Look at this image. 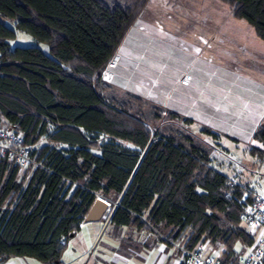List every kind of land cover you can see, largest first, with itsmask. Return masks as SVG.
<instances>
[{"label": "trees", "instance_id": "16d2710c", "mask_svg": "<svg viewBox=\"0 0 264 264\" xmlns=\"http://www.w3.org/2000/svg\"><path fill=\"white\" fill-rule=\"evenodd\" d=\"M222 1L264 41V0ZM149 2L0 0V18L15 26L0 21V128L16 126L39 163L21 178L22 167L0 158V263L63 264L98 195L116 197L115 228L148 227L186 250L222 245V264H238L254 244L238 201H253L249 188L212 167L209 151L189 133L153 132L144 109L150 101L110 95L103 80ZM17 33L48 51L12 48ZM255 138L264 145V126Z\"/></svg>", "mask_w": 264, "mask_h": 264}, {"label": "rangeland", "instance_id": "374dc122", "mask_svg": "<svg viewBox=\"0 0 264 264\" xmlns=\"http://www.w3.org/2000/svg\"><path fill=\"white\" fill-rule=\"evenodd\" d=\"M0 21L15 27L8 19ZM11 46L48 51L45 44L23 33H17ZM116 56L121 65L103 79L110 95L133 94L159 107L161 111H151L153 105L144 106L152 117L153 132L189 133L209 151L212 167L233 185L247 186L253 195L264 198V145L255 138L264 126V41L246 21L234 16L230 4L150 0ZM156 113L162 118H155ZM107 140L100 136V143ZM30 173L31 167H24L20 177ZM97 199L116 201L114 195ZM137 230L142 236L154 234L148 227L121 231L105 221L97 226L84 222L69 239L62 262L94 264L103 259L114 264L115 254L125 256L136 247Z\"/></svg>", "mask_w": 264, "mask_h": 264}, {"label": "built area", "instance_id": "2783aa9c", "mask_svg": "<svg viewBox=\"0 0 264 264\" xmlns=\"http://www.w3.org/2000/svg\"><path fill=\"white\" fill-rule=\"evenodd\" d=\"M121 65V58L115 56L104 71L103 78L108 79L110 71ZM0 158L22 168L31 165L38 166L35 148L24 145L23 135L14 125L0 128ZM243 207L242 220L244 225L255 235L254 244L239 258L238 264H264V198L255 196L248 202L244 195L238 200ZM106 208H112L111 203L101 200ZM64 243V241H62ZM183 264H222L220 258L208 256L205 244H200L193 250L181 248Z\"/></svg>", "mask_w": 264, "mask_h": 264}, {"label": "crops", "instance_id": "0c3cea01", "mask_svg": "<svg viewBox=\"0 0 264 264\" xmlns=\"http://www.w3.org/2000/svg\"><path fill=\"white\" fill-rule=\"evenodd\" d=\"M113 210L105 207L104 211L101 214V217L98 220L87 222L90 225H99L103 221L109 222L112 229H117L113 227V224L110 222L111 214ZM109 219V220H107ZM84 224V223H83ZM121 231L127 229V227L119 228ZM96 230V228H95ZM94 230V231H95ZM140 230V229H139ZM141 231V230H140ZM122 233V232H121ZM138 237V242L136 247L132 249V252L128 255L121 256L118 253L113 257L114 264H182L183 263V253L181 251V246L179 244H168L161 241V236L154 234H148L142 236L138 230L136 232ZM159 237V238H158ZM206 254L208 256L220 258L224 252V246L222 245H212L205 244ZM243 248L241 245H238V251H241ZM247 250H244L246 253ZM0 264H36L31 258H13L6 263ZM94 264H108L103 259H99Z\"/></svg>", "mask_w": 264, "mask_h": 264}, {"label": "water", "instance_id": "95a60500", "mask_svg": "<svg viewBox=\"0 0 264 264\" xmlns=\"http://www.w3.org/2000/svg\"><path fill=\"white\" fill-rule=\"evenodd\" d=\"M104 209H105V205L100 200L97 199L93 204L92 208L90 209L86 217V221L92 222L98 220L101 217V214L104 211ZM71 237H74V234H72Z\"/></svg>", "mask_w": 264, "mask_h": 264}]
</instances>
